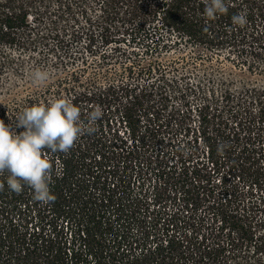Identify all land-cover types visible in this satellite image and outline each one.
I'll list each match as a JSON object with an SVG mask.
<instances>
[{"label":"trees","instance_id":"16d2710c","mask_svg":"<svg viewBox=\"0 0 264 264\" xmlns=\"http://www.w3.org/2000/svg\"><path fill=\"white\" fill-rule=\"evenodd\" d=\"M206 2L0 0V75L23 69L6 50L53 69L5 93L0 120L18 133L25 107L56 98L80 108L84 128L102 111L68 151L43 150L53 202L10 191L0 173V264H264V86L200 74L210 63L264 79V0H226L212 20ZM241 11L247 24L233 25ZM174 116L197 120L188 142H202L213 184L176 149L155 152Z\"/></svg>","mask_w":264,"mask_h":264},{"label":"clouds","instance_id":"9594fccd","mask_svg":"<svg viewBox=\"0 0 264 264\" xmlns=\"http://www.w3.org/2000/svg\"><path fill=\"white\" fill-rule=\"evenodd\" d=\"M228 11L226 0H207L202 15L208 20ZM233 25L245 26L247 14L241 11L231 17ZM50 78L47 70L32 73L34 84H42ZM102 117L99 108L88 113L87 128L81 127V110L67 98H56L48 103L25 107L16 119L15 128L0 120V173L7 172L5 183L16 194L25 185L33 190V199L41 204L55 200L50 189L49 157L43 150L68 151L85 131L94 132L96 121ZM225 145H218L223 152ZM3 187V184H0Z\"/></svg>","mask_w":264,"mask_h":264},{"label":"rangeland","instance_id":"374dc122","mask_svg":"<svg viewBox=\"0 0 264 264\" xmlns=\"http://www.w3.org/2000/svg\"><path fill=\"white\" fill-rule=\"evenodd\" d=\"M1 51V48H0ZM7 53L10 55L11 60H13L15 63H23V69L20 71L18 75H16L13 72L12 66H9L1 75H0V103H2L3 97L5 96V93L15 91L16 89L22 90V92L19 93V95H23L26 92L30 91L32 89V85L28 84V80L30 77H32V73L35 70H47L50 73V77L53 76V69H52V60H46L45 63H39V58L37 56H29V55H22L19 56V54L12 50H6ZM212 79L213 84L215 87H218L221 82H223L228 87H231V89H235L239 87L240 85L244 83H251V84H257V85H263L264 86V79H255L250 78L246 75H242L238 70L231 68V67H217L215 64L205 63L200 66V74L205 76V74ZM40 85V84H36ZM178 102V103H177ZM174 102L169 103L168 111L173 110L174 108H179V101L177 100ZM173 120L168 125L166 129L162 130V137H164V141L162 144H157L155 147V152L157 150H166L168 149H176V152L179 151V155L182 156V158L186 161L185 167L189 171H200V175L203 177H207V180L213 184V181L219 177H221V174L213 173L210 171V164L207 162L206 154H204L203 151V145L202 142L198 140L197 143L188 142L189 139L193 136V130L197 127L198 122L196 119H193L192 121H188L187 119L180 118L177 116L172 117ZM188 125L190 134H187V131L185 132V127ZM183 128V129H182ZM121 137L126 138L127 135L122 133V130L119 132ZM185 136V137H184ZM194 137V136H193ZM170 140H174L170 143ZM129 142V141H128ZM159 143H161L159 138ZM167 147V148H166ZM178 148V149H177ZM171 160H169V165ZM174 162V161H173ZM179 167L180 164H177ZM210 172V174L208 173ZM153 176V175H152ZM209 182V183H210ZM202 186L207 185L206 181L203 180ZM204 190L207 192L208 186ZM146 188L151 189V185L149 182H147ZM201 190V189H200ZM173 204H167V210H172L171 206ZM177 207V205H176ZM205 207L201 208L200 211L197 213V218L201 219L204 214Z\"/></svg>","mask_w":264,"mask_h":264}]
</instances>
